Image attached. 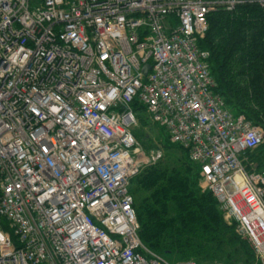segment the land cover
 I'll return each mask as SVG.
<instances>
[{"label":"built area","instance_id":"built-area-1","mask_svg":"<svg viewBox=\"0 0 264 264\" xmlns=\"http://www.w3.org/2000/svg\"><path fill=\"white\" fill-rule=\"evenodd\" d=\"M244 3L264 13V0H0V264H199L141 236L131 187L163 154L142 113L264 264V170L249 162L264 119L228 100L204 46L210 16Z\"/></svg>","mask_w":264,"mask_h":264},{"label":"trees","instance_id":"trees-1","mask_svg":"<svg viewBox=\"0 0 264 264\" xmlns=\"http://www.w3.org/2000/svg\"><path fill=\"white\" fill-rule=\"evenodd\" d=\"M209 20L210 31L204 46L211 50V66L221 91L230 102L234 101L236 106L245 108L250 117L263 121L262 9L255 3H244L233 12H214ZM256 150L250 154V159L256 156ZM187 162L189 163L188 160ZM190 165L198 175L195 167ZM143 180L153 191V201L139 212L141 236L155 251L169 256L174 250H183V259H190L191 255L198 254L196 249L199 247L198 243L203 241L202 236L226 231L227 225L218 215L217 201L210 192L211 195L200 196L194 188L189 190L184 180L168 171H162V168L149 171ZM171 206L175 216L167 218ZM230 232L228 240L236 242L243 249L239 253L246 261L243 264L256 263L254 250L248 240L231 230ZM168 237L173 238L172 242H169Z\"/></svg>","mask_w":264,"mask_h":264},{"label":"rangeland","instance_id":"rangeland-1","mask_svg":"<svg viewBox=\"0 0 264 264\" xmlns=\"http://www.w3.org/2000/svg\"><path fill=\"white\" fill-rule=\"evenodd\" d=\"M142 121L146 125L145 128L148 134L152 137V142H145L147 144L146 147L149 148V150L161 149L163 150V154L162 157L157 159V161H153V163L146 165L140 175L137 176L133 181L131 188L135 196V207L138 219L139 212L143 210V207L151 204L153 201V191L150 189V187L147 186V184H145V181L143 179L149 171H152L154 169L162 168V171H168L175 176L177 175L178 178L184 180L189 190L194 188V190L197 191L200 196L210 194L209 190L206 187V184L201 181L202 179L200 178V176L196 174L194 168L182 155L181 149L177 146L173 147L169 143H167L166 135L162 133L161 129L158 126L150 121L146 113H142ZM139 128L143 129L144 125L140 124ZM140 136L141 134H139V137ZM149 154L152 155L150 152L147 153V155ZM255 155L256 156H253L252 159L249 160V162L254 163V167L256 169L264 170V143L256 150ZM173 210L174 209L171 206V210H168L167 212V218H173L175 216ZM217 213L222 217V220L227 225L226 231H223L222 233H210V235L208 236H202L203 241L201 243H198L199 247L196 249L198 254L191 255L192 257H190V259L195 260L199 264H209L216 261L223 264L246 263V261H244V256L239 255V253L243 250L242 247L237 245L236 242L231 243L228 240L230 239L231 235L230 230L240 236L236 222L229 218L226 213L222 212L218 208V206ZM172 239V237H168L169 242H172ZM226 242L227 244L230 243L231 245H227ZM172 245H175V243H173ZM182 252L183 250H181L180 252L174 250L173 252H170L168 257L173 260L183 259ZM254 264H258L257 261Z\"/></svg>","mask_w":264,"mask_h":264},{"label":"water","instance_id":"water-1","mask_svg":"<svg viewBox=\"0 0 264 264\" xmlns=\"http://www.w3.org/2000/svg\"><path fill=\"white\" fill-rule=\"evenodd\" d=\"M149 69V66L148 65H146L145 67H144V73H146L147 72V70Z\"/></svg>","mask_w":264,"mask_h":264}]
</instances>
